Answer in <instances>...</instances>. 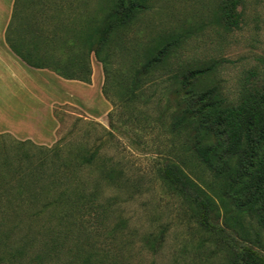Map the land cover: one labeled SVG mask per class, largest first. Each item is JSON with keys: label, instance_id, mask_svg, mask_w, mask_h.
Returning a JSON list of instances; mask_svg holds the SVG:
<instances>
[{"label": "trees", "instance_id": "1", "mask_svg": "<svg viewBox=\"0 0 264 264\" xmlns=\"http://www.w3.org/2000/svg\"><path fill=\"white\" fill-rule=\"evenodd\" d=\"M54 1L57 13L61 12L63 0ZM152 1L101 0L95 7L88 0L85 23L72 36L79 39V45L78 40L71 39L69 57L63 63L49 51L63 47H48L49 34L56 38L61 32L62 16L49 13L53 0H39L34 3L37 8L28 3L19 16L21 33L34 40L21 42L26 54L21 48L15 50L37 68L46 67L49 59H54L60 75L86 83L91 82L94 54L103 65L106 98L114 106L134 107L144 96L152 72L167 62L177 47L174 42L179 41L163 35L146 49L140 39L131 37L143 13L151 10ZM52 22L56 25L53 29ZM170 39L173 41L166 42ZM142 49L146 57L137 58ZM213 68L199 71L194 77ZM218 89L200 92L194 84L184 82L175 90L171 132L185 133V156L181 165L171 161L159 170L160 179L167 191L195 212L200 225L209 232L215 228V215L220 214L216 198L222 201L226 219L241 221L242 214L253 216L259 226L255 232L258 249L237 247L229 251L228 264H264V85L237 103L228 102ZM13 140L22 148L33 144L30 140ZM33 145L36 151L32 153L13 147L0 150V264L60 260L58 255L66 254L63 247L67 250L68 232H73L76 242L70 264H104L93 260L95 246L88 233L96 227H110L116 214L115 197H103V185L114 191L130 187L128 181L115 166H103L96 174L90 173L97 166L96 151L90 154L83 148L61 144ZM233 231L245 242L254 243ZM12 237L19 245L17 249L4 244ZM31 250L35 257L30 260L26 252Z\"/></svg>", "mask_w": 264, "mask_h": 264}, {"label": "rangeland", "instance_id": "2", "mask_svg": "<svg viewBox=\"0 0 264 264\" xmlns=\"http://www.w3.org/2000/svg\"><path fill=\"white\" fill-rule=\"evenodd\" d=\"M99 1L90 0L95 7ZM63 2L70 19L77 9L87 13L88 0ZM28 3L34 6L39 0H18L16 19ZM151 5L133 27L131 37L140 39L146 49L163 35L179 41L174 42L177 47L167 62L152 72L142 99L134 107L114 106L103 94V65L93 55L92 82H72L70 105L63 109L57 106L61 122L57 142L51 146L33 144L73 146L90 154L96 151L97 166L90 173L96 174L103 166H115L128 181L130 187L114 191L103 185V197H115L116 214L110 227H96L88 233L97 263L228 264L229 251L256 247L257 220L247 214L241 215V221L226 219L222 201L216 198L220 214L212 220L213 231H207L195 212L163 187L159 170L171 161L181 165L185 156V133L171 132L174 92L180 83L194 84L200 92L219 88L221 96L231 103L264 85V0H153ZM145 52L142 49L137 58H145ZM210 66L214 68L207 74L194 77ZM113 100L117 101L115 97ZM13 138L24 141L4 135L0 137V150L13 147L36 151L35 145L22 148ZM233 229L254 243L245 242ZM68 234L67 250L71 254L63 247L66 254L58 255L60 260L34 261L70 264L76 242L73 232ZM6 243L9 248L19 247L15 237ZM32 253L26 252L30 260L35 257ZM34 261L29 263L37 264Z\"/></svg>", "mask_w": 264, "mask_h": 264}, {"label": "crops", "instance_id": "3", "mask_svg": "<svg viewBox=\"0 0 264 264\" xmlns=\"http://www.w3.org/2000/svg\"><path fill=\"white\" fill-rule=\"evenodd\" d=\"M52 4L51 6L54 5ZM17 5L18 0H0V134H10L20 140H32L38 145L51 146L57 142L61 128L56 111L57 106L63 109L70 105L72 82L85 84L92 82L94 54L91 56L90 83L71 80L60 75V71L56 70L54 59L51 58L48 65L43 68L29 65L15 50L23 49L21 42L24 39L34 40L24 38L21 33L23 25L20 18L16 19ZM62 7V11L58 13L55 7H51L49 11L54 17L62 16V22L60 29L58 28L61 32L56 38L49 34L48 47L54 44L63 47V49H49L51 54L57 55L55 59L57 61L61 59L63 63V60L69 57L67 54L70 42L78 40L76 43L79 45V39L75 36L72 39V36L76 34V31L79 33L87 13L77 9L73 18L70 19L65 2ZM52 9H54L53 13ZM51 26L52 29L56 27L54 22ZM74 29L76 30L73 31ZM31 50L35 56L33 42H31ZM23 51L26 54V49ZM77 52H81L80 48H77Z\"/></svg>", "mask_w": 264, "mask_h": 264}]
</instances>
